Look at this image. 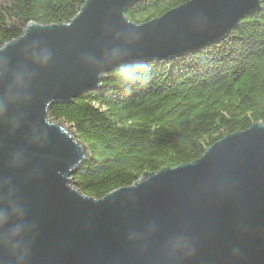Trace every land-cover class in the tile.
I'll return each instance as SVG.
<instances>
[{
  "label": "water",
  "instance_id": "obj_1",
  "mask_svg": "<svg viewBox=\"0 0 264 264\" xmlns=\"http://www.w3.org/2000/svg\"><path fill=\"white\" fill-rule=\"evenodd\" d=\"M138 1L86 0L69 22L32 21L0 47V264H264L261 121L103 197L73 182L89 151L52 106L117 66L220 41L262 0H187L141 22L127 16Z\"/></svg>",
  "mask_w": 264,
  "mask_h": 264
},
{
  "label": "trees",
  "instance_id": "obj_2",
  "mask_svg": "<svg viewBox=\"0 0 264 264\" xmlns=\"http://www.w3.org/2000/svg\"><path fill=\"white\" fill-rule=\"evenodd\" d=\"M85 1L0 0V47L32 21L69 22ZM184 1L139 0L127 16L150 20ZM49 118L70 126L87 146L72 179L98 198L145 172L192 162L227 134L264 123V0L220 41L117 66L100 87L52 106Z\"/></svg>",
  "mask_w": 264,
  "mask_h": 264
},
{
  "label": "clouds",
  "instance_id": "obj_3",
  "mask_svg": "<svg viewBox=\"0 0 264 264\" xmlns=\"http://www.w3.org/2000/svg\"><path fill=\"white\" fill-rule=\"evenodd\" d=\"M51 59V54L48 52L42 53L39 57H38V61L41 64L46 65L49 60ZM3 65L2 63H0V68H2ZM14 83L18 84L21 88H23L25 86V78L23 74H17L16 79L14 81ZM6 110V105L5 103L0 100V112H3ZM4 219L3 215L0 214V221H2Z\"/></svg>",
  "mask_w": 264,
  "mask_h": 264
},
{
  "label": "rangeland",
  "instance_id": "obj_4",
  "mask_svg": "<svg viewBox=\"0 0 264 264\" xmlns=\"http://www.w3.org/2000/svg\"><path fill=\"white\" fill-rule=\"evenodd\" d=\"M67 126V125H66ZM69 129H71L72 130V128L70 127V126H67Z\"/></svg>",
  "mask_w": 264,
  "mask_h": 264
}]
</instances>
